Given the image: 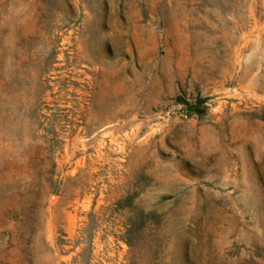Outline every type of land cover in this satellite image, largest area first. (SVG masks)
Listing matches in <instances>:
<instances>
[{"label":"rangeland","instance_id":"rangeland-1","mask_svg":"<svg viewBox=\"0 0 264 264\" xmlns=\"http://www.w3.org/2000/svg\"><path fill=\"white\" fill-rule=\"evenodd\" d=\"M0 264H264V0H0Z\"/></svg>","mask_w":264,"mask_h":264}]
</instances>
